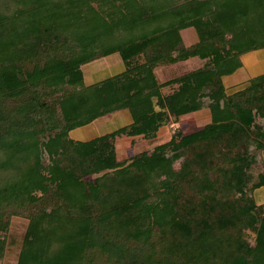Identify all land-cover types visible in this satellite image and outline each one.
<instances>
[{"label":"trees","instance_id":"16d2710c","mask_svg":"<svg viewBox=\"0 0 264 264\" xmlns=\"http://www.w3.org/2000/svg\"><path fill=\"white\" fill-rule=\"evenodd\" d=\"M261 49L264 0H0V261L19 217L16 264H264V74L229 95L222 81ZM113 54L124 70L87 84ZM123 110L129 125L70 138ZM201 110L209 123L178 126ZM162 127L118 159L116 138Z\"/></svg>","mask_w":264,"mask_h":264},{"label":"crops","instance_id":"0c3cea01","mask_svg":"<svg viewBox=\"0 0 264 264\" xmlns=\"http://www.w3.org/2000/svg\"><path fill=\"white\" fill-rule=\"evenodd\" d=\"M192 43H189L187 45H190ZM101 59L107 60L108 65L104 69L97 70V71L91 73L88 77L85 76V73L83 72L85 82L87 84H93V83H96L98 81H101L98 79L103 80V79L108 78V77L104 78L103 75L108 74L110 69L112 71H116V74H119L124 70L123 63H122L118 54H113V55H110V56H107V57H104ZM241 60H242L241 69H239L237 72H235L231 76H225L222 78L223 85L225 88V92L228 95L244 89L248 85L249 79L264 74V49L252 51L249 54L243 56L241 58ZM159 73L160 72H158V70H157L156 71V77H157L159 82H164V81L168 80V79H163V80L160 79ZM112 76H114V75H112ZM99 77H101V78H99ZM109 77H111V76H109ZM95 80H98V81H95ZM190 115L194 118L197 117L196 120H199V121L201 120V116L206 115L207 117L206 116L205 117L208 120H206L207 122L205 124L210 122V114H209L208 110L207 111L201 110V111H198L195 113H191V114H187V115L182 116L180 118L178 126L180 127L181 124H183L182 123L183 117H187ZM131 122H132L131 116L127 110L118 111L116 113L111 114L110 116L98 118V119L94 120L92 123H90L89 125H86V126L72 130L69 133V136L71 139L76 140V141H88V140H91L93 138L111 133L114 130H117L118 128L127 126ZM166 132H168V133L170 132L169 128L162 127L159 130L157 135L165 134ZM129 139L132 140V138H129ZM141 141H143V140H138L135 142L131 141V143L132 144H138ZM261 158L264 162V151H262V153H261ZM261 169H262V166H261ZM253 197L257 203L264 204V188H259V189L255 190Z\"/></svg>","mask_w":264,"mask_h":264},{"label":"rangeland","instance_id":"374dc122","mask_svg":"<svg viewBox=\"0 0 264 264\" xmlns=\"http://www.w3.org/2000/svg\"><path fill=\"white\" fill-rule=\"evenodd\" d=\"M182 37L185 42V44L192 43L196 40V34L192 29H187L182 32ZM107 60L106 59H99L97 61H93L85 66L82 67L83 72L85 73V76H89L91 73L104 69L107 66ZM201 63L198 59H192L185 63H179L175 65H171L168 67H161L158 69L159 78L160 79H170L173 77H176L180 74H183L193 68H196L200 66ZM116 71H112L110 69L109 73L106 75H103L104 78L115 75ZM102 76V77H103ZM101 78V77H99ZM102 80V79H98ZM95 80V81H98ZM94 81V82H95ZM207 111V110H206ZM206 115L201 116V120H196V118L190 116L183 117L182 123L180 128L184 132H190L193 130H197L205 125L208 120ZM199 118V117H198ZM169 136V133L166 132L165 134L157 135L154 139L148 140V141H141L138 144H132L131 140L126 137H119L115 140V148L118 155L119 160H128L133 155H136L141 152H145L150 150L153 146H156L158 144H161L167 140ZM262 169L260 167L256 168V173L261 171ZM27 221L19 218L14 217L11 220V225L9 228L8 233L6 234L8 245H7V251L4 256V259L0 261V264H16L17 262V256L19 252V248L22 242V238L24 235V232L26 230Z\"/></svg>","mask_w":264,"mask_h":264}]
</instances>
